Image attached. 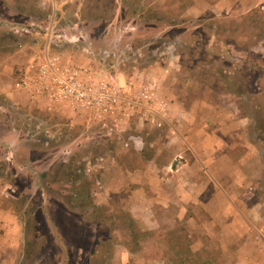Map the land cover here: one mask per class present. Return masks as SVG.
<instances>
[{
    "label": "rangeland",
    "instance_id": "1",
    "mask_svg": "<svg viewBox=\"0 0 264 264\" xmlns=\"http://www.w3.org/2000/svg\"><path fill=\"white\" fill-rule=\"evenodd\" d=\"M47 42L51 53L121 79L141 69L157 72L173 53L178 71L167 91L171 101L189 96L219 101V92L230 90L220 75L233 74L237 84L242 80L243 94L227 95L249 118L250 141L255 135L262 139L255 137V144L257 153L263 150L258 156L264 165V0H0V72L27 81L33 75L29 65ZM32 102L13 110L0 92V120L19 133L11 137L13 157L4 160L0 153V189L23 231L15 264H94V248L105 264H123L124 238L112 224L128 211L118 192L119 177L142 174L137 170L142 160L168 163L164 153L155 155L149 146L156 131L143 128L149 149L140 151L137 131H109L87 112L61 102L49 109L44 96ZM255 114L263 121L257 130ZM240 188L255 197L241 203L254 210L247 219L264 230V169ZM78 191L89 193V205L74 204L71 196ZM147 227L155 235L138 253L144 259L229 264L221 260L214 237L195 233L174 210L165 212L159 226ZM178 228L180 239L186 234L182 242L171 233ZM136 256L129 262L137 263Z\"/></svg>",
    "mask_w": 264,
    "mask_h": 264
},
{
    "label": "crops",
    "instance_id": "2",
    "mask_svg": "<svg viewBox=\"0 0 264 264\" xmlns=\"http://www.w3.org/2000/svg\"><path fill=\"white\" fill-rule=\"evenodd\" d=\"M51 35L47 33L46 39L50 40ZM175 57L172 53L170 60L165 61L157 72L156 68L141 69L138 74L127 77L154 79L159 83V92L166 99L168 118L174 132L167 128H153L156 133L149 146L155 155L158 151L160 155L164 153L168 163L155 158L142 160L137 169L142 170V174L119 177L120 190L115 188L114 191L121 194V200L131 215L146 227L152 223L159 226L165 212L174 210L177 218L183 219L185 225L187 222L195 233L214 237L217 249L221 250L222 261L264 264V247L259 242L263 229L255 228L247 219L248 210L251 212L252 207L246 209L247 204L241 206L246 199L255 197L246 188H240L254 182L263 173L264 165L258 156L263 155V150L256 152L257 136H252L250 141L249 118L240 115L242 106L237 99L235 101L228 96L235 97L234 93L220 91L219 101L205 98L197 101L191 96L183 98V102L181 99L171 101L168 92L174 84L173 75L178 71ZM22 85L9 72H0V92L6 96L13 110L33 103L28 89ZM0 128V153H3L4 160H10L15 151V140L11 137L19 133L16 127L8 128L2 120ZM143 128L146 126L131 129L139 132L141 147L147 145L144 137L147 130ZM129 131L125 134H130ZM30 151L27 150L29 158ZM174 160L176 163L173 165ZM30 180L35 182L34 177ZM17 218L9 205L8 195L0 189V264L16 263L17 250L23 238L22 225ZM200 245L203 246L202 243ZM189 246L191 248V244ZM123 251L121 259L128 260L126 263L122 260L123 264H130L129 257L133 254L139 258H136L139 263L132 261L133 264L163 263L154 255L144 259L138 255L142 250L135 252L126 245H123Z\"/></svg>",
    "mask_w": 264,
    "mask_h": 264
},
{
    "label": "built area",
    "instance_id": "3",
    "mask_svg": "<svg viewBox=\"0 0 264 264\" xmlns=\"http://www.w3.org/2000/svg\"><path fill=\"white\" fill-rule=\"evenodd\" d=\"M29 70L33 75L20 84L28 89L31 99L47 98L49 109L57 102L64 103L87 112L115 133L138 126L174 132L166 99L154 79H121L114 74L97 73L89 66L51 53L48 42L35 56ZM260 234L264 242V230Z\"/></svg>",
    "mask_w": 264,
    "mask_h": 264
},
{
    "label": "trees",
    "instance_id": "4",
    "mask_svg": "<svg viewBox=\"0 0 264 264\" xmlns=\"http://www.w3.org/2000/svg\"><path fill=\"white\" fill-rule=\"evenodd\" d=\"M218 73H221V72H218ZM232 75L233 74H231V73H226L225 75L221 74L220 76H221L222 80L224 81V84L227 86L226 89H230L228 92L234 93V94L239 96V95L243 94V92L240 90L241 88H238V85H242V88H243L244 84L242 83V80L238 81V82H240V84H237L236 80L233 78ZM253 117H254V125H255V126L253 125V127H255L256 130L260 129L261 128L260 125H262L263 121L260 120V118L258 119V116H256V114L253 115ZM259 122H262V123H259ZM257 138L260 141H262V139H260V137H257ZM145 149H149L148 145H146L145 147L140 146V151H144ZM0 166L3 168L2 164H0ZM74 180H75V177L73 178V181ZM85 190H87V189H84L83 191H85ZM88 194L89 193H87V191L85 193L84 192L82 193V191L81 192L78 191V193H76V195L74 197L71 196V199L74 201V204L76 206L82 207V205H85V203L87 205H89L88 199H87ZM87 209H88V213L91 215L92 211L89 209V207ZM32 214H34V212ZM32 217H33V221L35 224L36 223L35 217L34 216H32ZM117 219H118L117 222H112L113 227H114L113 230L119 232V234H121L123 236L124 244L126 245V247H128L132 251H135V252L141 251L143 248V245L145 244L147 239L150 238L151 236L155 235L154 234L155 232H152L150 229L146 228L143 225V223L140 220L134 218L129 211L123 212L121 214V216H119V218H117ZM28 223L29 222L26 221V224H28ZM171 233L176 238H179L181 236L180 235L181 229H179V228L174 229L173 231H171ZM185 238H186V234L184 235V238H182V239L179 238V239L182 242ZM180 240H179V244H178V242L176 244L177 249H179V247L181 248ZM186 244L187 243H185V245ZM97 249L98 248H94V251L91 254L92 256L97 257V260L95 261L94 264H105V262L101 260L100 255L97 254V252H98ZM185 249H187V246H185L184 250ZM180 251L181 250H179V252ZM25 253L28 254L29 251L26 250ZM31 258H34L33 255L31 256Z\"/></svg>",
    "mask_w": 264,
    "mask_h": 264
},
{
    "label": "water",
    "instance_id": "5",
    "mask_svg": "<svg viewBox=\"0 0 264 264\" xmlns=\"http://www.w3.org/2000/svg\"><path fill=\"white\" fill-rule=\"evenodd\" d=\"M175 163H176V160H174L172 164L174 165Z\"/></svg>",
    "mask_w": 264,
    "mask_h": 264
}]
</instances>
